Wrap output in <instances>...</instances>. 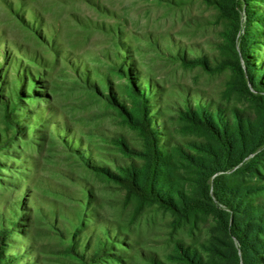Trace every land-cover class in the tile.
Segmentation results:
<instances>
[{"label": "rangeland", "instance_id": "374dc122", "mask_svg": "<svg viewBox=\"0 0 264 264\" xmlns=\"http://www.w3.org/2000/svg\"><path fill=\"white\" fill-rule=\"evenodd\" d=\"M238 1L231 20L222 0H0V240L18 254L10 264H82L67 253L75 226L92 264H180L167 258L178 242L206 256L212 243L225 247L215 215L178 222L103 167L142 162L125 149H144V138L123 110L139 107L140 82L156 122L182 142L201 139L182 130L186 99L264 110L244 89L264 95L247 73L248 62L264 66V0ZM249 6L263 11L262 33L246 54Z\"/></svg>", "mask_w": 264, "mask_h": 264}, {"label": "trees", "instance_id": "16d2710c", "mask_svg": "<svg viewBox=\"0 0 264 264\" xmlns=\"http://www.w3.org/2000/svg\"><path fill=\"white\" fill-rule=\"evenodd\" d=\"M221 3L224 11H232L231 20L238 18L240 1L222 0ZM262 12L251 6L247 10L249 24L243 40L246 54L254 51L253 46L261 37L255 21ZM181 61L185 65L201 63L186 56ZM203 63L207 65V61ZM248 63L252 85L264 89V66L252 67ZM124 66H127L125 62L117 69L121 71ZM238 70L245 76L241 65ZM105 85L110 88L107 81ZM244 86L258 103L264 102V95H256L246 81ZM138 88L139 107L133 112L127 107L123 110L130 112L131 122L140 129L144 149L127 146L125 149L142 162L132 160L129 165L119 166L117 172L106 165L103 168L118 182L130 183L146 200L173 212L178 222L196 220L201 214L215 215L228 238L225 247L214 243L206 246L208 256L196 247L178 242L167 258L180 264H264V150L258 152L264 146V110L258 109V115L253 117L237 108L229 111L221 105L214 106L201 96L197 102L186 99L183 107L178 106L179 119L184 123L182 130L201 139L182 142L173 137L165 122H156L158 108L148 104L152 103L151 90L146 91L142 82ZM251 154L255 155L247 159ZM234 168L237 169L231 175L225 173ZM71 231L72 243L67 253L77 256L82 264H92L93 252L82 254L79 249L80 228L75 226ZM101 243L104 246L108 241L102 238ZM5 249L0 240V264H10L18 256L17 253L7 255ZM107 249H99L97 257L107 254ZM151 264L167 263L153 259Z\"/></svg>", "mask_w": 264, "mask_h": 264}]
</instances>
